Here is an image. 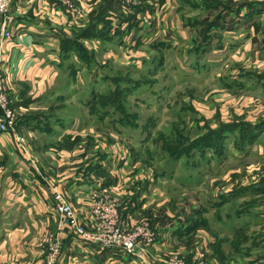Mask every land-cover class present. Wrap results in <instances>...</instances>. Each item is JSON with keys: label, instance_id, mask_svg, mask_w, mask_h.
Returning <instances> with one entry per match:
<instances>
[{"label": "rangeland", "instance_id": "obj_1", "mask_svg": "<svg viewBox=\"0 0 264 264\" xmlns=\"http://www.w3.org/2000/svg\"><path fill=\"white\" fill-rule=\"evenodd\" d=\"M60 1L75 5L74 0H57L58 4ZM232 1L209 0L207 5L212 11L207 15L204 11L208 7L204 10L190 8L185 0H168V4L160 0H93L91 10L84 11V7L82 12L72 11L71 6L66 5L75 19L84 20L90 12L86 24L102 17L120 23L122 18L129 16L127 13L133 26L114 39V46L104 39H87L86 46L90 51L82 46L75 50L80 54L79 61L68 55L69 68L56 78L54 92L47 96V111L43 109L42 112L47 116L46 125L50 127L53 123L54 131L58 124L62 130L84 137L77 134L76 138L53 140L50 147L54 154L67 152L77 144V150L89 146L94 152L90 153L91 157L100 156L106 149L116 155L120 165L117 169L127 170L124 176L128 177L131 191V199H126L123 193L108 191L117 197L114 204L118 215L130 217L131 225L145 227L150 223L153 227L158 224L160 234L168 232L162 224L165 220L170 219L169 225L173 229L186 227L188 232L184 238H179L173 230L166 235L168 242H164L162 253L167 256L180 254L184 260L191 261L195 254L205 251L207 264H225L227 252L235 246L249 248L255 245L257 248L264 241L263 217L254 215L256 207L264 205V144L258 140L259 136L253 137L252 131L243 128L244 120L251 119H247L251 109L241 107L235 112L231 105L237 95H240L238 100H249L257 106L264 104V87L246 91L250 86L245 84L235 92L218 93L216 89H220L222 83L232 80L230 70L238 66L232 51L217 62V53L210 51L211 48L206 53L197 46L190 49L187 39L183 38L186 21L205 16L208 25L216 18L214 4L221 6L232 4ZM157 20L162 25L160 27L158 23L157 30H153L160 31L157 35L153 33L145 38L138 32L146 27L144 33L149 34ZM181 25L182 29H178L181 31H176ZM78 27L81 32L75 33L87 37L86 26L76 25V29ZM210 37L212 47H217V34L211 36L208 33L207 38ZM153 42L156 43L151 44ZM108 48L113 52L110 53ZM209 64L213 65L210 69ZM253 64L242 63L241 67L248 68L240 72L253 71ZM256 68L261 66L256 64ZM206 70L208 72L204 73ZM223 96L224 102L219 101ZM13 105L11 95L5 106L15 111L9 119L12 131L7 136L15 139L7 140L13 142L16 149H27L25 154L21 150L22 153L37 165L30 143L41 147L45 142L17 124L23 114ZM259 122H264V115L254 123ZM17 135L23 142L16 140ZM53 193L54 196L61 194L74 209L77 226L85 228L87 225L79 210L62 192L53 190ZM94 195L89 199V207L94 204ZM107 210L110 213L111 207H97L95 212L99 217H105L109 214H106ZM87 220L92 223L94 216L89 213ZM64 222L57 221V225L71 228L83 240L82 235L66 223L65 217ZM93 231L100 236L102 233L108 235L106 225L93 228ZM46 238L54 239V235H38L35 242H43L45 246ZM95 241L86 242L100 249L109 248ZM153 244L144 247L145 252L158 254ZM45 255L49 257V250L42 256L43 264H46ZM147 255L148 261L162 264L155 262L156 255ZM255 255L262 257L264 251L258 249Z\"/></svg>", "mask_w": 264, "mask_h": 264}, {"label": "crops", "instance_id": "obj_2", "mask_svg": "<svg viewBox=\"0 0 264 264\" xmlns=\"http://www.w3.org/2000/svg\"><path fill=\"white\" fill-rule=\"evenodd\" d=\"M92 1L74 0L73 2L82 12L84 7L86 8L84 11L91 10ZM160 1L168 4V0ZM233 1L238 2L233 3ZM233 1L232 4L221 6L214 4L216 18L208 25L203 16L194 21H186L183 29V38L187 39L190 49L197 46L201 52L206 53L211 48L210 51L217 53L215 57L217 62H221V58L232 51L233 60L238 66L230 70L232 80L226 84L222 83L221 88L216 89L218 93L224 90L235 92L237 91L235 89L245 84L250 86L246 91L264 87V57H262L264 0ZM208 2L209 0H185V4L190 8L201 10L208 7ZM61 4H58L57 0H12L6 23L12 38L4 40L0 37V69L4 77V85L10 96L14 97L13 106L23 114L18 118L17 124L22 126L25 132L35 134V138L37 136L39 140L45 142L41 147L36 143H30V150L37 160V166L28 161L25 153L16 149L13 142L8 141L14 139L0 134V264H43V255L39 254L35 242L37 236L43 234H52L60 241L61 253L57 264H148L113 247L100 249L94 244L81 240L71 228L57 225L53 190L65 195L70 204L79 210L82 215L80 217L87 226L90 224L87 215L90 208L89 199L92 195L100 191H112L116 194L123 193L126 199L127 197L131 199L128 177L124 176L127 170L117 169L120 166L119 160L111 150L106 149L100 156L91 157L90 153L94 152L89 146L77 150L78 145L75 144L73 148L67 149V152L57 151L54 154L50 147L53 140L58 142L65 138H76L77 134L80 138L84 137L80 133L71 134L67 130H62L58 124L55 127L57 130L54 131L53 123L48 127L47 116L42 113L49 105L47 96L54 92L56 78L64 69L69 68L68 55H73L74 60L79 61L80 54L75 50L80 49L81 46L89 50L86 46L87 39H104L110 41L108 43H112V46L116 45L114 39L118 38L126 28L132 29L130 14L126 13L129 16L122 18L120 23L102 17L86 24L85 20L88 19L90 12H87L84 20L75 19L71 9ZM208 8L204 11L206 15L212 11L211 7ZM158 23L161 27L157 20L154 29H150L153 23L147 28L150 29L149 34L144 33L146 27H142L144 30L138 32L144 34L145 38L153 33L157 35L160 31L153 30H157ZM76 25L86 26L84 33L87 37H80L79 33H75L81 32L79 27L76 29ZM178 29H182V25L176 28V31H181ZM208 33H211V36L217 34V47H212V37L208 39ZM154 43L156 42L151 44ZM112 48L107 50L111 53ZM75 53H77L76 57ZM253 62V71L240 72L248 68L241 67L242 63ZM256 64L261 68H256ZM212 66L209 64V69ZM238 96L240 95L235 96V100L231 101L233 110L237 112L241 107L251 109V113L247 115V119H251L248 122L244 120L243 128L252 131L253 137L259 136L258 140L261 139L264 144V122L254 123L264 115V104L258 103L257 106L249 100H238ZM223 98L224 96L219 101L224 100ZM237 101L242 102L243 105ZM238 125L236 124L235 127ZM259 147L263 149V146L259 145ZM55 156L59 157L55 158ZM262 156L264 157V153ZM262 186L264 188V184ZM255 210L257 213L254 215L263 217L264 221V205L256 207ZM127 219L129 221L130 217ZM169 223L170 219L162 223L165 230H168L166 234H160L158 224H154L152 228L158 231V235L156 234L153 246L159 252L153 254L155 251H151L152 253L148 254V252L147 256L159 255L164 251L168 242L166 235L172 230L179 238L186 237L188 232V229L185 230L186 227L173 229ZM161 238L164 239L161 241ZM258 249L264 251V241L257 248L255 245L249 248L235 246L231 252H227L228 260L224 263L264 264V256L255 255Z\"/></svg>", "mask_w": 264, "mask_h": 264}, {"label": "built area", "instance_id": "obj_3", "mask_svg": "<svg viewBox=\"0 0 264 264\" xmlns=\"http://www.w3.org/2000/svg\"><path fill=\"white\" fill-rule=\"evenodd\" d=\"M11 0H0V30L2 34V39L8 40L12 38V33L7 29V20L9 19V7ZM64 5H70L65 1L62 2ZM72 11H79L75 5L71 6ZM10 93L4 87V77L2 75V71L0 69V133L4 135H8L12 130L10 129L9 119L13 116L15 111L9 108L7 109L5 103L7 102V97L9 98ZM3 105V106H2ZM15 117V115H14ZM15 139V138H14ZM16 140L19 142H23V139L17 135ZM23 152H27V149H21ZM55 200L58 202L55 205V213L58 217V221L61 224L64 222V217L66 218V223H70L72 228H75L79 234L82 235L83 240L89 241L92 239H96L95 242H99L104 247H113L124 251L127 254H130L141 261H144L148 264H154L152 261H148L146 258L147 251L145 252L144 247L150 246L156 241V231L151 227L150 223L146 224L145 227L140 225H131L128 221L127 217L123 215H118L115 209V202L117 201V197L115 195L110 194L108 191H100L97 195H94L93 200L94 204L89 209V213L91 216H94V221L86 226L85 228L82 226H77L78 221L76 218V213L74 209L66 203L61 194L57 193L55 196ZM60 200V203L59 201ZM111 207L110 213L107 210L108 215L105 217H99L95 209L97 207ZM88 213V215H89ZM67 223V224H68ZM100 225H106L108 229V235L102 233V236L98 235L94 229H97ZM77 226V227H76ZM81 237V238H82ZM55 239V240H54ZM46 238V245L42 243L37 244L39 253L44 255L46 250H49V257L45 255L46 264H54L58 261L61 245L60 241L56 238ZM59 253V255H58ZM156 255L155 262H161L162 264H207L204 259L205 251L197 253L193 256L191 261L184 260V258L180 254H172V255ZM58 255V258L56 257Z\"/></svg>", "mask_w": 264, "mask_h": 264}, {"label": "trees", "instance_id": "obj_4", "mask_svg": "<svg viewBox=\"0 0 264 264\" xmlns=\"http://www.w3.org/2000/svg\"><path fill=\"white\" fill-rule=\"evenodd\" d=\"M203 137H201L200 139H202Z\"/></svg>", "mask_w": 264, "mask_h": 264}]
</instances>
